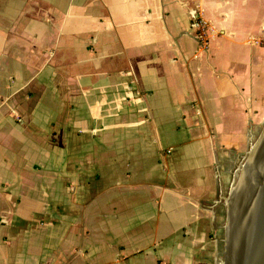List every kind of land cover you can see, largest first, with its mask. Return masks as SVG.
Instances as JSON below:
<instances>
[{"label": "crops", "instance_id": "0c3cea01", "mask_svg": "<svg viewBox=\"0 0 264 264\" xmlns=\"http://www.w3.org/2000/svg\"><path fill=\"white\" fill-rule=\"evenodd\" d=\"M249 112L264 0H0V264H207Z\"/></svg>", "mask_w": 264, "mask_h": 264}, {"label": "rangeland", "instance_id": "374dc122", "mask_svg": "<svg viewBox=\"0 0 264 264\" xmlns=\"http://www.w3.org/2000/svg\"><path fill=\"white\" fill-rule=\"evenodd\" d=\"M243 116L246 120V128L236 131L237 136L233 138L234 143L215 145L216 161L211 168L213 175H215L214 185L216 188L213 198L215 201L213 209L215 212V229L211 231L209 236L212 247H210L209 260L205 261L207 264H226L225 235L228 219V199L232 189L237 184L239 170L245 162L247 153L257 142L264 128V112H249ZM239 206L236 214L239 212ZM247 239L248 237L245 238L244 236L241 240V248L246 244V241V247L249 245Z\"/></svg>", "mask_w": 264, "mask_h": 264}, {"label": "bare ground", "instance_id": "6f19581e", "mask_svg": "<svg viewBox=\"0 0 264 264\" xmlns=\"http://www.w3.org/2000/svg\"><path fill=\"white\" fill-rule=\"evenodd\" d=\"M230 208L232 226L228 254L232 264H239L247 244L246 241L241 248L244 236L249 242L264 238V139L242 171Z\"/></svg>", "mask_w": 264, "mask_h": 264}, {"label": "water", "instance_id": "95a60500", "mask_svg": "<svg viewBox=\"0 0 264 264\" xmlns=\"http://www.w3.org/2000/svg\"><path fill=\"white\" fill-rule=\"evenodd\" d=\"M262 139H264V128L261 132V135L259 137V139L257 140V142L251 147L250 151L247 153L245 162L243 163V165L241 166L240 170H239V176H238V180H237V184H235L234 188L231 191V194L229 196L228 199V214H227V227H226V243H225V257H226V264H232L231 263V257L229 258V254L228 252H230V246L231 245V240H230V236H231V226H232V216H231V202L232 199L234 197L236 188L238 187V184L240 183V179H241V175H242V171L244 169V167L246 166V164L248 163V160L254 155L255 151H257L259 149V145L262 141ZM242 261L238 263L239 264H264V238H259L257 240L252 239L249 242V245L246 247L245 250V254L244 256H242Z\"/></svg>", "mask_w": 264, "mask_h": 264}, {"label": "built area", "instance_id": "2783aa9c", "mask_svg": "<svg viewBox=\"0 0 264 264\" xmlns=\"http://www.w3.org/2000/svg\"><path fill=\"white\" fill-rule=\"evenodd\" d=\"M191 27L194 30L199 46L203 47L207 41L209 33L211 34V28L209 24L204 21L199 12L196 9H190L188 11Z\"/></svg>", "mask_w": 264, "mask_h": 264}]
</instances>
